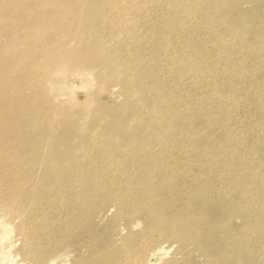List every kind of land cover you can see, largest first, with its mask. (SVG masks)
I'll list each match as a JSON object with an SVG mask.
<instances>
[{
  "label": "rangeland",
  "instance_id": "obj_1",
  "mask_svg": "<svg viewBox=\"0 0 264 264\" xmlns=\"http://www.w3.org/2000/svg\"><path fill=\"white\" fill-rule=\"evenodd\" d=\"M77 1L36 0L39 5L28 11L30 17L12 25L13 28H26L20 37L10 34L12 28H6L8 20L3 17L9 9L23 13L24 6L0 4V17L3 19L0 20V30L9 32L4 37V32L0 31V78L2 75L5 78L1 85L8 90L10 86H17L8 93L19 94L17 99L19 96L28 98L30 88L38 97V80L51 79L45 97L50 99L47 100L48 106L67 100L75 106L78 115L96 112L97 116L89 120L91 124L95 123L93 126L84 121L88 124L87 131L98 128L100 137L105 138L107 143L110 141L105 150L125 151L121 154L128 156L119 158L125 159L124 162L143 149L154 146L155 150L168 149L171 154L186 152L184 160L193 161L196 155H201L210 166L222 165L227 189L234 195L210 206L215 210L225 207L229 211L233 220L230 230L240 232L239 242L232 250L242 261L241 264H264V0H80L83 7H76ZM88 1L97 8L102 7L103 11L100 14L99 10L88 11ZM109 3H113L115 8L109 9ZM61 6L66 9H63L64 16L59 14L62 13ZM181 23H185L184 32H180ZM33 27L44 28V31ZM16 38H20L18 42L12 41ZM25 44L27 47L30 45L32 53L30 49H25ZM90 45H97L105 53L113 54L118 60L117 67H114L117 72H122L123 66L132 65L137 69L140 74L137 78L133 73L122 74L131 87L136 84L135 80L138 81L140 85L137 86L141 90L138 97L128 94L125 100L122 95L127 94L122 93L120 84L103 79L107 72L90 64L98 59L89 50ZM33 55H37L35 59L39 57L38 61L33 59ZM61 55L66 57L60 64L51 65ZM23 58L26 65L15 66L17 60ZM85 70L94 78L88 81L91 90L77 89L69 97H60L63 91L58 86L59 91L54 79L60 82L61 77ZM25 82L28 84L24 86ZM92 95L95 99L88 103ZM136 101L137 104L141 102L139 108L143 111V120L149 122L151 136L143 134L131 140L135 127L144 125L141 120L129 130L124 129L130 119L127 110ZM43 103V100L42 103L21 102L18 107L13 106L15 110L19 108L16 112L18 116L13 120L22 118L19 119L22 130L18 133L13 131L10 140L0 139V151L15 150L14 146L21 149L17 153L13 150L12 156L0 159L4 160L0 164V167L5 166L3 173L8 174L6 168L16 166L15 185L28 183L24 191L14 192L9 197L0 195V220L8 226V230H0V233L8 232L6 245L12 246L11 254L16 257L17 264L30 263V258L25 255L28 246L23 244L25 235L20 227L24 217L27 230H36L34 238H44L38 230L69 229L65 214L59 207L62 199H57L53 208L37 200L46 193H38L37 185L50 183L48 186L52 188L51 185L71 183V179L63 177L61 171L56 173L53 170L54 164L69 159L68 151H61L58 146V150L50 152L49 149L45 156L36 157V153L31 152L33 149L37 151L46 137L43 134L33 136L22 114L28 107H40ZM66 109L69 110L68 107ZM122 115H128L127 119ZM74 119L75 116L68 112L62 113L61 120L67 124L64 132H69L67 127L70 122H74L76 127L80 124ZM75 130L71 131V137L77 135ZM159 139L161 142L158 145ZM91 150L87 159L90 163L84 160L83 164L97 165L96 168L109 167L110 163L96 154L94 147ZM77 156L80 158V154ZM169 159H174V155ZM155 162L159 163L158 160H148L141 166L151 167L156 165ZM30 169L39 176L31 177ZM97 173L93 170L92 175ZM9 186L10 179L0 176V189ZM20 192H24L25 196H18ZM8 204H14L12 211L10 207L5 208ZM16 208L21 216L13 215ZM80 214L79 219L75 214L74 217L92 230L91 235L97 237L101 245H106L115 236L117 240L122 238L116 230L125 227V224L119 225L118 221L99 214L96 208L86 215ZM146 225L147 222L143 221L140 229L136 230H145ZM87 235L82 232L78 236L80 245L90 246ZM52 238L56 250L53 254L55 264H81L87 254L85 247L74 249L78 242L73 240V245L64 248L59 236ZM55 239L58 241L55 242ZM163 245L168 250V256L173 257L176 245L172 242ZM192 257L196 259V256Z\"/></svg>",
  "mask_w": 264,
  "mask_h": 264
},
{
  "label": "bare ground",
  "instance_id": "obj_2",
  "mask_svg": "<svg viewBox=\"0 0 264 264\" xmlns=\"http://www.w3.org/2000/svg\"><path fill=\"white\" fill-rule=\"evenodd\" d=\"M139 1L142 2L144 0ZM0 4L3 6L4 4H18L19 6L25 7H23V13L13 12L9 9V13L4 14L3 17L4 20H8L5 24L6 28H12L10 34L17 37H20L23 31H26V28H13L12 25H16L17 22L30 17L28 11L39 5L36 0H0ZM97 5L100 6L99 3H97ZM86 6L87 10L90 12H96L99 10L98 14H100L103 11L102 7H95L91 1H88ZM76 7H83L80 0L77 1ZM108 7L109 9L115 8L113 3H109ZM60 9H62V13L59 14L63 15V9L65 8L61 6ZM87 16H89V14ZM3 19L0 17V20ZM184 28L185 23H181L180 32L183 31ZM33 29L44 31V28L40 27L39 29L33 27ZM0 31L4 32V37L9 33L5 30ZM0 34L2 33L0 32ZM19 39L16 38L12 41L18 42ZM23 43L24 42L19 45H22ZM28 47L26 45L25 49L31 50L30 45ZM89 50L97 55L96 57L98 58L97 60H92V63H90L92 64L91 66L98 67L107 72L106 76L103 74L104 80H110L120 84L123 91L122 93L127 94L122 95L125 100L128 99V94L131 97H138L141 94L140 87L137 86L140 85L137 84L138 81L135 80L134 82L136 84L131 87L122 74L133 73L137 78V76L139 77L140 75L138 74L139 72L137 69L133 68L132 65L131 67L123 66L122 68L124 70L122 72H117L114 67H117L118 60L113 54L105 53V50H102L101 47L97 45H90ZM36 56L37 55H33V59L38 61L39 57L37 59L34 58ZM64 57H66V55L59 56V58H56L51 65H59V62H61ZM21 65H26V60L24 58L17 60L15 66ZM79 65L82 64H76V66ZM41 69L44 70L45 66ZM89 69L90 68H86V70ZM86 70L85 72L81 71L79 74L76 73L75 75H70L68 77H61L60 82L59 79H54L57 87L59 86L63 91V93L60 94V97L63 96L65 98L67 95L69 97L70 95L75 94V90L77 89L91 90L92 87L88 84V81L94 78L91 76L92 73H86ZM116 77L119 78V81ZM4 80L5 78L2 75L0 78V139L8 138L7 140H10L13 131L18 133L22 130L20 129L21 123L19 124V121L22 118H19L20 120L18 118V120H13L18 116L16 112H18L19 109L17 108L15 110L14 107H18L21 102L37 103V101H41L42 103L43 100L44 103L41 104L40 107L30 106L24 110V113L22 114L23 119H27V127L32 129L33 136L43 134L44 137H46L44 144L41 145L37 151H33V149L31 152H33L34 155L36 153V157H39L41 154L42 156H45V152H49V149L50 152L52 149L58 150L59 146V150L68 151L69 153V155H67L69 159L57 162L59 164H54L55 167L53 170H55L56 173L61 171L63 177L65 176L71 179V183L61 186L60 184L56 186L51 185L52 188L48 186L50 183L37 185L38 193L46 192L43 196L37 199L38 203L39 201H43L44 205L53 208L56 206L55 203L57 199H62L60 200L59 205L61 204V206L59 207H61L60 211L65 214L64 217L67 219L66 223H69V229L38 230V233H41L40 235L44 238H34L33 235L36 233L33 232L36 230H27L28 227L25 224L24 217L20 222V227L23 229L21 230L22 234L25 235L23 244H27L28 246V250L25 253L26 257L28 259L30 258V263L28 264H55L53 260L55 257L53 256L55 249L52 245V237H54V235H56V237L59 236L61 242L63 241L64 248H68L70 245H73L74 241H77L78 236L81 235L82 232L88 234L87 237L89 238L90 246H87L89 244L80 245L77 241L78 243L74 249L81 250V247H85V252H87L85 258L82 259L81 264L242 263V261L237 258V254L232 250V248H235L239 242L240 232L238 230H230L232 229L231 223L233 220L228 214L229 211L225 207L221 208V210H215V208H211L210 206L211 203L219 202L225 197V199H227L228 196L234 195L233 191L230 192V190L227 189L228 185L224 181L225 177L223 176L224 173L222 170L224 167L222 165L219 167L210 166L201 155H196V157L193 158V161H188L189 159L184 160L183 155L186 152L171 154L168 149L155 150L154 148L156 147L154 146V148L149 147L151 149H143L133 157L126 159V162H124L125 159L120 160L119 158L123 159L128 156L122 155L125 151L117 150L113 152L105 150L110 141L107 143L105 138L100 137V130L98 128L92 129L91 132L87 131L89 130L88 124H84V121L89 122V126H93L95 123L91 124L89 120L92 119V117L97 116L96 112H85L78 115L75 106L67 100L60 102L57 101L58 104L48 106L47 100L50 99H46L45 97L47 95L46 91L49 88H47V84L49 83V80L52 81L51 79L38 80L39 96L41 95V97H37L35 90L30 88L31 91L28 93V98H21V96H19V99H17L19 94L14 93L13 91V95L8 94L11 92L12 88L17 89V86H10V90H8L5 85H1L5 82ZM98 82L100 85H103L100 81ZM26 83L28 84V82H25L23 85L25 86ZM131 88L133 92L129 93ZM50 89H52V86ZM8 97H10V99ZM89 97L88 103H92L95 98L93 95ZM164 98L165 97L161 98L162 101H164ZM134 104L136 105L137 101ZM135 105L127 110V112L130 113V117H128L130 119H128V122L126 123L127 126H124V129L129 130L133 127L135 122H141V120H143V111L140 110L141 102H138L137 106ZM67 107L69 110L66 109ZM13 111L14 114L12 115L11 113H13ZM63 112H68L69 115L75 116L74 120L80 122L77 127L74 122H70L67 127L69 132L63 131L67 125L61 120ZM160 112L162 113L163 110L161 109ZM8 115L10 116L8 117ZM104 116L106 118V115ZM122 116L124 119H127L128 115ZM100 121L98 122L100 123ZM141 123L144 125L141 128L135 127V131L131 133V140L138 139L143 134L151 136L149 122L146 123V121L143 120ZM73 128L77 130V135L71 137L70 133ZM28 136L30 137V135ZM160 142L161 139H159L158 145ZM17 143L19 145L21 144V142ZM16 147L17 146H14L15 150L8 147L9 149L5 152L0 151V159H4L6 156H12L13 150L15 153L21 151L20 147L18 149H16ZM93 147L95 148L94 152L96 151V154H100V157H103L104 160L110 163L109 167L96 168L97 165L82 163L84 160L89 159V152L92 153L91 149ZM169 149L171 150V148ZM77 154H80V158H78ZM171 155H174V159L172 160L169 159V157L171 158ZM148 160H158L159 163L156 164L155 162L156 165H151V167L141 166L143 162ZM2 161L4 160H1L0 164ZM4 167L5 166L0 167V170L2 171L0 176L4 175L5 180L10 179V186L6 187V189H0V195L9 197L14 192L17 193L18 191H24L27 188L28 183L20 186L15 185L16 182L13 181V177L18 171V167L10 166L11 169L6 168L8 174L3 173L4 170L2 169H4ZM45 169L48 170L49 168L46 167ZM32 170L33 169H30L29 174L31 177L37 178L39 174L34 173ZM53 170L50 172H53ZM93 170L98 171V173L92 175ZM53 178L56 177L53 176ZM35 193L36 190L34 191V197ZM18 196L23 197L25 194L24 192H20ZM13 205L14 204H8L5 208L7 209L10 207V211H12ZM94 208L98 210L99 214L109 217L110 220L118 221L119 225L121 223L125 224V227L122 226L123 229L120 227V230H116L117 235L118 232L122 235L121 239L117 240L115 236L113 239L111 238L106 245H101L98 238L91 235L92 230L87 228L88 226L83 225V223L74 217L75 214L78 218V213L86 215L92 209L94 210ZM13 215L21 216L18 213V208H16ZM143 221L147 222L145 230H136L140 229L141 222ZM6 226L2 220H0V230H8V226ZM85 228L87 229L79 230ZM8 236L9 234L7 231H1L0 264H17L16 257L11 254L12 246L6 245ZM37 239L38 241H36ZM56 241L58 240L55 239V242ZM168 242H172L176 245L177 250L175 255H178L179 258L175 255L173 257L168 256V250L163 245ZM34 243L35 245H33ZM192 256H196V259L193 260Z\"/></svg>",
  "mask_w": 264,
  "mask_h": 264
}]
</instances>
